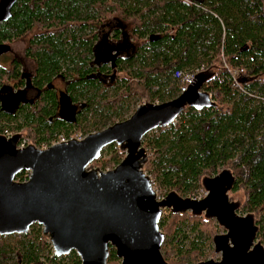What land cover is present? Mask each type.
<instances>
[{
  "label": "trees",
  "instance_id": "16d2710c",
  "mask_svg": "<svg viewBox=\"0 0 264 264\" xmlns=\"http://www.w3.org/2000/svg\"><path fill=\"white\" fill-rule=\"evenodd\" d=\"M31 34L25 63L15 56L0 61V103L4 90L22 89L21 76L32 73L28 89L43 91L54 80L65 85L76 121L62 120L55 91H44L41 99L27 98L16 113L0 106V135L10 131L23 138L24 131L39 146L84 132L87 123V134L99 132L127 120L144 103L179 97L177 73L208 74L202 90L216 106L187 108L174 125L148 134L144 170L159 195L175 192L191 199L205 191V179L230 172V193L243 195L238 212L254 216L264 246V0H20L0 25V44L25 41ZM226 67L243 70L248 82H234ZM124 156L111 145L93 165L113 169ZM26 178L23 173L16 180ZM184 228L196 233L192 240ZM160 230L168 264L207 261L204 250H213L217 235L212 220L171 212ZM120 263L111 249L108 264ZM0 264L80 260L74 252L55 257L34 225L26 236L0 238Z\"/></svg>",
  "mask_w": 264,
  "mask_h": 264
},
{
  "label": "water",
  "instance_id": "95a60500",
  "mask_svg": "<svg viewBox=\"0 0 264 264\" xmlns=\"http://www.w3.org/2000/svg\"><path fill=\"white\" fill-rule=\"evenodd\" d=\"M20 0H0V25L12 16ZM11 52L0 44V57ZM211 76L198 74L188 90L163 104L144 103L125 121L40 150L34 145L18 149L20 135H0V238L26 236L32 226L42 229L55 257L74 252L80 264H108L114 249L120 264H168L162 254L165 234L160 230L164 211L190 213L214 220L225 233L212 243L219 260L198 264H264V246L258 241L253 215H239V204L230 199L234 178L228 171L203 181L201 200L170 192L161 200L151 177L144 138L175 124L187 109L216 106L203 91ZM240 83H247L241 78ZM7 107L4 103L2 110ZM77 108L66 98L59 116L76 121ZM117 146L123 160L103 172L93 168L108 146ZM26 173L25 182L17 181Z\"/></svg>",
  "mask_w": 264,
  "mask_h": 264
},
{
  "label": "flooded vegetation",
  "instance_id": "af4514ba",
  "mask_svg": "<svg viewBox=\"0 0 264 264\" xmlns=\"http://www.w3.org/2000/svg\"><path fill=\"white\" fill-rule=\"evenodd\" d=\"M11 47V45H9ZM13 51H12V47H11V52L7 53L3 56H7V55H12ZM33 77L32 73H27L23 76H21V79L25 81V86L22 89H9V90H4L2 92L1 95V111L8 113V114H13L16 113L18 111V109L20 108V105H22L24 103V101H27V98H31V99H41L42 95L44 94V91H55L54 94L56 95V99L57 102L59 104V106L61 107V105H63L66 101V95H65V85L61 82V81H57L54 80L52 82V84H48L47 87L43 90L40 91L39 89H28V86L31 85V82ZM56 83H59L60 86L62 87H57ZM6 103L7 107L5 109L2 110L3 104ZM59 107V110H60Z\"/></svg>",
  "mask_w": 264,
  "mask_h": 264
},
{
  "label": "rangeland",
  "instance_id": "374dc122",
  "mask_svg": "<svg viewBox=\"0 0 264 264\" xmlns=\"http://www.w3.org/2000/svg\"><path fill=\"white\" fill-rule=\"evenodd\" d=\"M34 34V33H33ZM33 34H31V35H29V37H27V39L25 40V41H19V42H15V43H13L12 45H11V47H12V51H13V54L12 55H7V56H3V57H0V61H9L11 58H13L14 56L15 57H17L18 59H20V60H22V61H24V63H25V60H24V51H25V48H26V46H27V42H28V40L31 38V36L33 35ZM27 64L29 65V67H27V69L29 70V72H32L33 70H34V68H32V67H30V65H32V64H30V63H28L27 62ZM6 66V65H5ZM56 85H57V87H62V86H60V84L59 83H56ZM10 86H13V84L11 83L10 84ZM15 89V88H14ZM16 90V89H15ZM107 94L108 95H110L111 94V91H108L107 92ZM139 104H137V105H135L134 106V108H136L137 106H138ZM96 122V121H95ZM97 123H98V121H97ZM88 125H87V127L88 128H86L85 129V131L84 132H78V133H70V135H77V134H82V135H88L87 134V132L89 131V129L91 128V126L89 125V123H87ZM8 133H11L10 131H8ZM22 135H23V138H26L27 140H29V141H31L28 137H25L26 136V132H22ZM32 144V143H31ZM33 145V144H32ZM92 167L93 168H96L94 165H92ZM100 170V169H99ZM109 170H111V169H106L105 171H103V172H106V171H109ZM102 171V170H101ZM145 171V170H144ZM153 187H154V189H155V186L153 185ZM159 195V194H158ZM159 196H162V195H159ZM229 197H230V199L232 200V201H234V202H237V201H242V197H243V195H242V193L241 192H237V193H235V194H233V193H229ZM193 199V198H192ZM170 213V211H168V210H166V211H164L163 212V214H162V218H161V220H163V219H166L167 218V216H168V214ZM239 213V212H238ZM190 213H186L185 215H189ZM239 215H245V214H241V213H239ZM213 221V225H214V228H215V230H216V234L217 235H219V234H223V233H225L224 232V230L214 221V220H212ZM184 230L187 232V236L189 237V239L190 240H192L193 239V237L196 235V233H191L190 231H189V228H184ZM161 232H163V231H161ZM15 236V235H14ZM166 241H167V239H166V236H165V241H164V244L166 243ZM259 241V240H258ZM164 244H163V246H164ZM184 244L185 245H188V241H186V242H184ZM212 248H213V250L212 249H210V250H208V249H206V250H204V254L205 255H208L209 256V259L208 260H219V258H220V254H216L215 252H214V247H213V243H212Z\"/></svg>",
  "mask_w": 264,
  "mask_h": 264
},
{
  "label": "built area",
  "instance_id": "2783aa9c",
  "mask_svg": "<svg viewBox=\"0 0 264 264\" xmlns=\"http://www.w3.org/2000/svg\"><path fill=\"white\" fill-rule=\"evenodd\" d=\"M226 73L228 74L229 78L232 79L234 82H238L244 75L243 70H238V69H231V68H225ZM200 73V71H196L194 73L191 74H182V73H177L176 77L179 79V84H180V95L185 93L188 90L189 86H192L195 82V77ZM212 99V95L209 94ZM6 138H11L14 136V134L12 133H8L5 132L4 135ZM87 135H82V134H77V135H60L57 137L56 140L50 142V143H42L39 146H35L36 148L40 149V150H46L51 146L60 144V143H67L68 141L71 140H77V141H82ZM32 145L31 142L29 140H27L26 138H22L20 139L19 143H18V149H25L27 146ZM28 178V175H27ZM27 178L23 181L25 182L27 180ZM157 192V191H156ZM158 194V192H157ZM206 195L205 191H202L198 197L195 200H201L202 198H204V196ZM162 198H164L163 196H159L158 195V199L161 200Z\"/></svg>",
  "mask_w": 264,
  "mask_h": 264
}]
</instances>
